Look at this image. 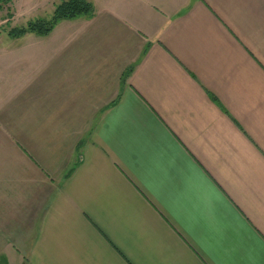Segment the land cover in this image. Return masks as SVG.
<instances>
[{"label": "crops", "instance_id": "0c3cea01", "mask_svg": "<svg viewBox=\"0 0 264 264\" xmlns=\"http://www.w3.org/2000/svg\"><path fill=\"white\" fill-rule=\"evenodd\" d=\"M88 1L0 47V264H264V0Z\"/></svg>", "mask_w": 264, "mask_h": 264}, {"label": "rangeland", "instance_id": "374dc122", "mask_svg": "<svg viewBox=\"0 0 264 264\" xmlns=\"http://www.w3.org/2000/svg\"><path fill=\"white\" fill-rule=\"evenodd\" d=\"M53 0H10L0 1V47L14 44L8 35L11 27L26 26L29 21L49 19L52 15ZM53 7V6H52ZM20 68V67H19Z\"/></svg>", "mask_w": 264, "mask_h": 264}, {"label": "trees", "instance_id": "16d2710c", "mask_svg": "<svg viewBox=\"0 0 264 264\" xmlns=\"http://www.w3.org/2000/svg\"><path fill=\"white\" fill-rule=\"evenodd\" d=\"M8 2L10 0H0ZM94 12L93 4L88 0H61L55 5L53 13L49 19H36L29 21L26 26L11 27L8 35L19 37L26 33H36L47 35L61 19H73L78 16H91Z\"/></svg>", "mask_w": 264, "mask_h": 264}]
</instances>
